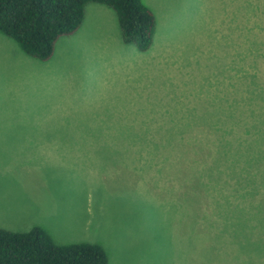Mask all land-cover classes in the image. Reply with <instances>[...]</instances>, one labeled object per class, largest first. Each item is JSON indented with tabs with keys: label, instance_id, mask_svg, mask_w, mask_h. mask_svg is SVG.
<instances>
[{
	"label": "rangeland",
	"instance_id": "374dc122",
	"mask_svg": "<svg viewBox=\"0 0 264 264\" xmlns=\"http://www.w3.org/2000/svg\"><path fill=\"white\" fill-rule=\"evenodd\" d=\"M143 2L145 51L97 2L45 61L0 32V176L76 145L0 181V227L99 243L108 264H264V0Z\"/></svg>",
	"mask_w": 264,
	"mask_h": 264
},
{
	"label": "trees",
	"instance_id": "16d2710c",
	"mask_svg": "<svg viewBox=\"0 0 264 264\" xmlns=\"http://www.w3.org/2000/svg\"><path fill=\"white\" fill-rule=\"evenodd\" d=\"M88 2L114 10L125 43L140 51L151 46L155 15L143 0H0V32L26 55L45 61L61 36L80 27ZM236 234L246 236L241 231ZM0 264H108V255L99 243L56 242L39 225L25 231L0 227Z\"/></svg>",
	"mask_w": 264,
	"mask_h": 264
},
{
	"label": "crops",
	"instance_id": "0c3cea01",
	"mask_svg": "<svg viewBox=\"0 0 264 264\" xmlns=\"http://www.w3.org/2000/svg\"><path fill=\"white\" fill-rule=\"evenodd\" d=\"M0 135H2V136H0V146H1L0 148L4 149L8 144H11V142H9L10 139H7V138L10 137L12 134H11V132H7V133H2ZM3 135H6V136H3ZM75 146L76 145H74V144H70L68 142L61 141V144L58 145L57 149L51 147L46 152L38 153V154H36L34 156L31 155V156L26 157V158L22 157V159H20L17 163H15V162L11 163V162L5 161V166L7 167L5 171L9 172L10 174H9L8 177L7 176H3V177L0 176V181H6V182L7 181H9V182H12V181H18L19 182L20 181V182H25V181H22V180H17V179H27L29 177L24 174V175H21L19 178H17V176H18L17 173H20L21 169H15L16 166L24 165L26 163L29 164V162H32V161H39L41 163V165H43L45 167L48 166L50 168H53L51 166H53L55 160H56L55 163H60L64 159L73 158L74 154L73 153H69L68 151H72V149H74ZM23 159H27V160H23ZM40 207H42V206H40ZM41 211L44 214H46L47 211H48V207L43 206ZM38 219H40L41 221H44L40 217L39 214H38Z\"/></svg>",
	"mask_w": 264,
	"mask_h": 264
}]
</instances>
